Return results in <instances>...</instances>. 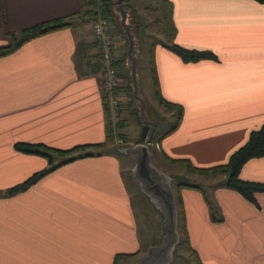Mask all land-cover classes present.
<instances>
[{
  "label": "crops",
  "instance_id": "1",
  "mask_svg": "<svg viewBox=\"0 0 264 264\" xmlns=\"http://www.w3.org/2000/svg\"><path fill=\"white\" fill-rule=\"evenodd\" d=\"M88 1L0 0V47L10 44L8 33L19 37L55 18L70 23L0 56V264H112L116 255H129L117 257L118 264L140 253L136 209L124 179L130 168L105 141L108 120L115 132L122 126L123 107L113 115L104 103L102 60L83 15ZM169 1L173 41L215 58L182 62L163 42L152 43L149 64L160 93L182 108L176 129L154 145L169 164L167 158L220 164L264 124V6L253 0ZM153 7L146 10L155 15ZM114 40L120 58L123 39L117 34ZM119 78L114 94L128 100L125 77ZM121 134L128 143L137 138ZM16 142L58 149L99 144L74 154L105 148L5 196L3 190L47 165L39 155L16 150ZM239 176L264 181V157L247 160ZM179 195L188 244L201 264H264V192L255 193L252 204L220 185L208 199L220 221H210L198 190L182 188Z\"/></svg>",
  "mask_w": 264,
  "mask_h": 264
},
{
  "label": "trees",
  "instance_id": "2",
  "mask_svg": "<svg viewBox=\"0 0 264 264\" xmlns=\"http://www.w3.org/2000/svg\"><path fill=\"white\" fill-rule=\"evenodd\" d=\"M127 1L128 0H122V4L124 6H127L126 5ZM253 1L260 3L264 6V0H253ZM88 6L89 7L83 13L85 19H90L94 15V7H95L94 3L89 0ZM151 10H154L157 13L156 22L159 25L160 33L165 39V42H163V46L169 51H171L173 54H175L182 62H196L202 59L215 58V55L208 50L184 48L173 41L174 26L172 24V19H171V3L169 0H157V4L154 5V7L151 8ZM100 13L103 16L107 17L112 22V24H114L113 32L116 34H120L124 38V35L118 23L115 20V14L113 11V0H101ZM69 24H70L69 22H65L61 18H55L23 29L20 32L19 37H16L12 33H8V35L11 38V42L7 46L0 47V56L6 55L14 51L19 45H21L23 42L29 39L53 31L55 29L65 27ZM122 64H123V58L121 57L116 58L110 63V65L113 68H115L116 71H118V73H120L125 77L127 72L125 69L123 70L121 69ZM153 71L154 70L152 69V72ZM126 78H128V76ZM152 84H153V95L155 96L157 103L162 105L164 108H167L168 110H172L175 112V119L173 123L168 127V129H166L160 136L157 137L156 139L157 141L161 139L164 135H167L168 133L176 129L180 121L182 108L179 104L168 101L162 97L154 72L152 76ZM116 91H117V87L113 90V92L115 93ZM119 124L121 123L116 122V125ZM117 136H119L123 142L127 143V140L124 138V136L121 133H117ZM112 140H113L112 126L110 121L108 120L106 123L105 141L111 142ZM135 142H138V139L135 140L133 143ZM94 145H99V144L98 143L80 144L68 149H58L51 146H47L42 143H24V142L14 143L13 147L16 150L24 153L39 155L45 158L47 165L46 167L36 172H33L21 182H18L6 188L1 192V195L9 196L17 192L23 191L26 188H28L31 184L35 183L40 177L52 171L53 169L57 168L58 166L79 157L93 155V153L89 151L84 153H77V154L74 153L78 152L79 150H84L86 148L92 147ZM55 157H60L61 160L54 162ZM258 157H264V124L260 125L256 129L250 130L248 132L245 141L235 150H233L223 163L206 166V167H199L193 165L186 158H175V159L167 158V160L170 163L185 166L191 172H196L204 175L210 173L221 174L224 177L222 186L237 192L239 195H241L244 199H246L250 203L256 204L254 194L258 192H264V181L244 180L240 178L239 173L242 165L247 160ZM173 181L175 180L172 179V182ZM173 184L172 187L175 196L176 210H177V226L179 224L182 233L183 242L186 245V249L188 250L189 254L194 257V259L198 262V264H201L199 262L198 257L195 254V251L192 248H190L188 244L179 191L182 188H192L198 190L206 201L210 221H220L221 219L216 217L212 206L209 205L208 199L202 193V190L200 188L192 184H188L178 180H176V182ZM137 254L138 252L136 251L130 255L136 256ZM119 256H129V255L126 254L116 255L112 264H116V259Z\"/></svg>",
  "mask_w": 264,
  "mask_h": 264
},
{
  "label": "rangeland",
  "instance_id": "3",
  "mask_svg": "<svg viewBox=\"0 0 264 264\" xmlns=\"http://www.w3.org/2000/svg\"><path fill=\"white\" fill-rule=\"evenodd\" d=\"M157 0H128L126 5L130 8H133L130 12L129 22L132 24L131 31L137 35L135 37V47L137 49V74H138V83H139V93L145 103L146 115L155 123V132L152 136L151 144H149V149L151 153L152 163L162 172L172 176L175 181H171L172 184L178 181H182L188 184L197 186L202 190V193L207 199H211L215 190L222 185L223 175L221 174H199L196 172H191L187 167L178 165V164H169L166 160L159 157V153L156 150L157 147L154 145V140L156 141L157 137L160 136L168 127L173 123L175 119V112L164 108L162 105L157 103L155 96L153 95V84L152 76L153 72L151 70L150 62V48L152 43L156 44L159 42H165L164 37L159 31V25L156 22L157 13L154 15L150 11L146 10L147 7L156 5ZM116 20V18H115ZM117 22V20H116ZM114 28V24H112ZM122 31V30H121ZM123 33V32H122ZM120 35V34H119ZM124 35V33H123ZM121 36V35H120ZM122 37V36H121ZM138 37V38H137ZM122 46L121 58L125 62V70L127 72L125 76L127 94L125 97H128V100H123L120 98L119 105L122 104L121 119L123 124L119 129L114 130L112 128L113 140L109 142L110 150H113L118 155L120 161L124 163L125 169H129L132 166V163L127 155L119 154L118 151L124 146L131 145L132 143H119L118 139L120 138L116 134L121 132L126 134L129 138L137 137L136 140H139L141 132V120L139 116V102H137L132 97L131 84L129 79V66L127 64V58L125 55L126 49V39L122 37ZM149 60V61H148ZM128 76V78H126ZM129 87V88H128ZM133 109L130 111L129 109ZM151 126L148 130H150ZM102 149H94L93 154H98ZM55 162L61 160L60 157H55ZM126 175L124 179L126 180V185L130 191L132 204L135 207V217L137 221V232L139 237V251L140 253L145 252L148 247L156 244L159 241V238L162 234L161 229V215L160 213L153 208L149 203L147 198L141 193L137 184L133 180L131 174L125 170ZM174 185V184H173ZM173 190V187H172ZM174 193V192H173ZM218 213V211H216ZM219 214V213H218ZM179 233V242L174 248L172 254V260L170 264H195L193 256L189 254L186 249V245L183 242L181 229L179 224L177 226ZM139 253V254H140ZM130 259H123L118 262V264H131L133 260L139 255Z\"/></svg>",
  "mask_w": 264,
  "mask_h": 264
},
{
  "label": "water",
  "instance_id": "4",
  "mask_svg": "<svg viewBox=\"0 0 264 264\" xmlns=\"http://www.w3.org/2000/svg\"><path fill=\"white\" fill-rule=\"evenodd\" d=\"M113 11L117 23L126 39L125 55L129 66L132 97L139 102L141 132L139 141L124 146L119 152L126 154L131 163L130 173L141 193L161 215L162 234L159 241L140 253L131 264H170L175 246L179 242L175 196L171 187L172 176L159 170L151 160L149 149L155 123L146 115L145 103L139 93L137 74V49L131 31L129 11L122 0H113ZM151 126L150 130L149 127Z\"/></svg>",
  "mask_w": 264,
  "mask_h": 264
},
{
  "label": "built area",
  "instance_id": "5",
  "mask_svg": "<svg viewBox=\"0 0 264 264\" xmlns=\"http://www.w3.org/2000/svg\"><path fill=\"white\" fill-rule=\"evenodd\" d=\"M94 3V15L89 19L93 41L97 44L102 60L99 72V85L104 95V103L109 113L113 114L119 107V98L113 90L120 84L119 73L110 63L117 57L114 54L115 35L111 21L100 13L101 0H90ZM122 143V139H118Z\"/></svg>",
  "mask_w": 264,
  "mask_h": 264
}]
</instances>
